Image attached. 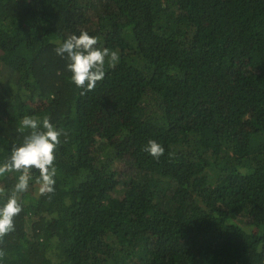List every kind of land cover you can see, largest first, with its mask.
<instances>
[{"label":"trees","instance_id":"16d2710c","mask_svg":"<svg viewBox=\"0 0 264 264\" xmlns=\"http://www.w3.org/2000/svg\"><path fill=\"white\" fill-rule=\"evenodd\" d=\"M82 31L119 55L85 95ZM24 116L62 131L54 192L33 170L0 264H264V0H0V164Z\"/></svg>","mask_w":264,"mask_h":264},{"label":"clouds","instance_id":"9594fccd","mask_svg":"<svg viewBox=\"0 0 264 264\" xmlns=\"http://www.w3.org/2000/svg\"><path fill=\"white\" fill-rule=\"evenodd\" d=\"M97 39L82 31L78 36H69L56 49V54L66 57L67 69L71 73V81L76 87L83 89L81 95L95 88L98 81L105 76V58H109L110 66L114 67L119 60L116 51L99 49L96 47ZM18 131L27 132L23 142L14 146L10 157L0 164V176L6 173H19L12 195L3 207H0V238L14 230L13 218L22 211L18 194L29 189L32 171L39 173L36 183L39 185L41 196L54 192L56 168L54 166L55 150L60 144L62 131L57 129L47 117L41 121L32 116H24L19 122ZM153 158L159 159L164 155L165 149L154 140H149L143 149ZM3 191V189H0Z\"/></svg>","mask_w":264,"mask_h":264}]
</instances>
